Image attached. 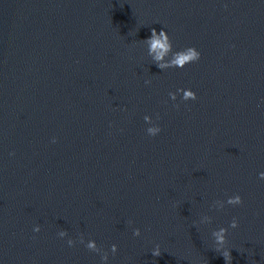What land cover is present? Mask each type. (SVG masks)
<instances>
[{
	"label": "water",
	"instance_id": "95a60500",
	"mask_svg": "<svg viewBox=\"0 0 264 264\" xmlns=\"http://www.w3.org/2000/svg\"><path fill=\"white\" fill-rule=\"evenodd\" d=\"M261 171L264 0H0V264H264Z\"/></svg>",
	"mask_w": 264,
	"mask_h": 264
},
{
	"label": "clouds",
	"instance_id": "9594fccd",
	"mask_svg": "<svg viewBox=\"0 0 264 264\" xmlns=\"http://www.w3.org/2000/svg\"><path fill=\"white\" fill-rule=\"evenodd\" d=\"M145 43L147 44L148 55L151 56L152 60L156 62V66L162 70L167 68H183L186 64L195 62L200 59L201 53L200 51L194 46H187L182 49L173 50L172 41L168 35V33L162 28L159 32L155 28L151 30V34L145 38ZM147 83V81H146ZM176 93H180V99L182 101L188 100H195L196 93L191 88H178ZM169 95H172L169 93ZM159 117H157L158 119ZM145 120L151 124V127L147 129V134L151 136L157 135L161 129L158 124L153 123L152 120H148V117H144ZM55 138H53V142ZM259 178L264 179V171L258 173ZM228 205H240L242 203V198L239 194L231 195L227 198L226 201H215L214 206L217 208H222L224 204ZM211 221V217L203 216L201 218V223H208ZM229 227L235 228L237 227V220L234 217L229 224ZM33 231H39V225L34 226ZM228 229L225 227H219L211 232V237L213 238L214 242V249L219 252L224 260L225 264H230L231 262V254L230 250L225 248L226 242V233ZM67 232L61 230L58 232V236L65 237ZM134 236L140 235V230L134 229L133 230ZM79 242L84 244V246L96 253H100V259L102 264H106L108 260V253L103 251L97 244L94 242L93 239H88L87 241L84 240L83 236L80 237ZM69 246L73 245L74 241L69 238L67 240ZM110 250L112 253H115L117 250V246L112 244L110 246ZM160 246L156 245L152 250L153 256H158L160 254Z\"/></svg>",
	"mask_w": 264,
	"mask_h": 264
}]
</instances>
